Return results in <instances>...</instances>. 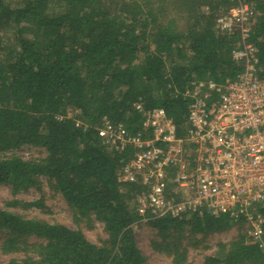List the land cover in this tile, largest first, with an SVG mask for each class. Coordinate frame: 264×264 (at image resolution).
Listing matches in <instances>:
<instances>
[{"label": "trees", "instance_id": "16d2710c", "mask_svg": "<svg viewBox=\"0 0 264 264\" xmlns=\"http://www.w3.org/2000/svg\"><path fill=\"white\" fill-rule=\"evenodd\" d=\"M242 1L258 13L248 40L264 74V0ZM230 5L229 0H0V33L15 35L11 47L0 37V154L23 146L46 151L38 160L0 158V184L18 192L45 177L78 217L94 215L106 234L96 246L80 230L0 209V232L6 236L0 249L22 253L6 264H144L131 229L138 224L140 189L117 180L130 150L109 151L95 129L106 118L135 133L142 117L133 106L141 103L144 110L163 108L182 132L184 87L192 80H233L241 70L231 58L237 33L216 28L219 11ZM232 224L227 216L204 214L148 223L164 237L186 227L202 236L219 234ZM240 231L202 264H264V249L247 243ZM30 238L36 241L27 243Z\"/></svg>", "mask_w": 264, "mask_h": 264}, {"label": "built area", "instance_id": "2783aa9c", "mask_svg": "<svg viewBox=\"0 0 264 264\" xmlns=\"http://www.w3.org/2000/svg\"><path fill=\"white\" fill-rule=\"evenodd\" d=\"M216 17L220 33H237L232 60L241 67L233 80H192L180 93L188 101L182 132L163 108L144 110L139 129L103 118L95 129L109 151H129L117 172L134 184L138 224L190 215L227 216L228 231L264 249V74L249 42L254 6L229 0ZM58 119H61L59 117ZM76 126H86L76 121ZM227 231V232H228Z\"/></svg>", "mask_w": 264, "mask_h": 264}, {"label": "rangeland", "instance_id": "374dc122", "mask_svg": "<svg viewBox=\"0 0 264 264\" xmlns=\"http://www.w3.org/2000/svg\"><path fill=\"white\" fill-rule=\"evenodd\" d=\"M7 1L13 4L18 0ZM219 12L218 15L226 11L221 9ZM254 14L256 18L258 13L255 8ZM0 37L5 47L15 45L14 31L4 33L2 31ZM69 113L75 114L72 110H69ZM45 156L44 149L31 146H23L0 154V158L19 157L23 160H38ZM37 201H42L41 205L29 206L30 203ZM0 209L8 210L26 219L58 223L73 230H80L86 239L96 246H100L106 240L103 223L94 215L87 218L78 217L45 177H39L36 186L18 192H15L9 184H0ZM131 229L134 241L145 259L144 264H202L206 256L215 253L219 244H227L235 238V233L232 231L202 236L191 233L187 227L177 232H170L164 237L148 224L141 223L133 225ZM5 238L3 232H0V247ZM34 241H36L34 238L26 240L27 243ZM21 255V252L3 253L0 249V264H6L10 259Z\"/></svg>", "mask_w": 264, "mask_h": 264}]
</instances>
